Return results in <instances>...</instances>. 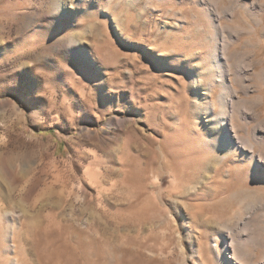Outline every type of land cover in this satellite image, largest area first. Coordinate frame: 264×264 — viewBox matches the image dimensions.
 I'll return each mask as SVG.
<instances>
[{"label":"rangeland","instance_id":"obj_1","mask_svg":"<svg viewBox=\"0 0 264 264\" xmlns=\"http://www.w3.org/2000/svg\"><path fill=\"white\" fill-rule=\"evenodd\" d=\"M0 264H264V0H0Z\"/></svg>","mask_w":264,"mask_h":264},{"label":"bare ground","instance_id":"obj_2","mask_svg":"<svg viewBox=\"0 0 264 264\" xmlns=\"http://www.w3.org/2000/svg\"><path fill=\"white\" fill-rule=\"evenodd\" d=\"M60 7H62L61 5H59V3H56V4H54V6H53V8H54V10H56V11H60L61 9H60ZM76 41V40H75ZM72 40L71 39H69L68 41H67V43H66V41L64 42V41H62V42H59V43H57V45H56V48H57V50H65L67 47H70V46H72ZM78 42V41H77Z\"/></svg>","mask_w":264,"mask_h":264}]
</instances>
